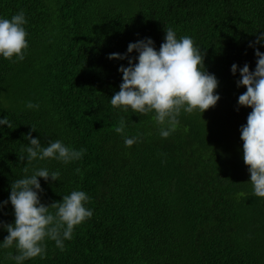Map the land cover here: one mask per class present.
Instances as JSON below:
<instances>
[{
	"label": "trees",
	"instance_id": "trees-1",
	"mask_svg": "<svg viewBox=\"0 0 264 264\" xmlns=\"http://www.w3.org/2000/svg\"><path fill=\"white\" fill-rule=\"evenodd\" d=\"M21 10L25 57L0 56V119L13 125H0V202L15 180L47 168L60 177L38 178L41 203L84 191L93 212L64 251L46 239V257L24 264H264V198L253 194L240 139L251 108L238 105L246 89L237 87L239 70L230 71L255 69L249 43L264 33V0H0V18ZM169 27L205 53L220 99L202 114L181 111L176 130L162 138L154 112L111 105L118 68L128 64L108 56L145 38L158 51ZM255 47L264 53V44ZM121 118L123 134L115 131ZM30 132L42 146L60 140L86 151L68 164L29 163L22 150ZM132 137L137 142L126 147ZM0 221L14 223L10 202ZM7 234L0 226V245ZM9 252L18 254L0 246V264H16Z\"/></svg>",
	"mask_w": 264,
	"mask_h": 264
},
{
	"label": "clouds",
	"instance_id": "clouds-1",
	"mask_svg": "<svg viewBox=\"0 0 264 264\" xmlns=\"http://www.w3.org/2000/svg\"><path fill=\"white\" fill-rule=\"evenodd\" d=\"M26 23L23 10L10 19L0 18V56L7 60H12L14 56L19 61L24 59L28 48V34L24 28ZM261 44H264V33L249 43L257 58L253 71H250L247 63L239 69L233 64L230 71L235 75L239 70L237 87L246 89L239 95L238 105L251 108L246 124L240 127L243 162L250 173L253 194L264 198V53L255 47ZM133 51L138 53L134 58L129 56ZM108 59H127L128 64L127 67L121 65L118 68L122 73V83L119 91L111 97V105L125 111L130 108L140 115L154 112L156 123L162 126V138L169 137L176 130L181 111L191 114L199 110L202 114L220 99L215 92L218 80L205 69V53L191 37L185 35L177 38L170 27L165 31L164 42L158 51L152 39L145 38L129 43L125 54L112 53ZM26 107L38 109L39 105L28 102ZM0 125H6L9 129L13 127L7 117L0 119ZM165 125L167 127H163ZM124 129V119L121 118L115 131L123 134ZM31 131L35 129L31 127ZM27 138L30 146L22 151H26L29 163L36 159H55L68 164L80 160L86 151L70 148L60 140L42 146L38 138L31 137V132ZM136 142V137L124 140L126 147ZM20 160L24 161V157L21 156ZM80 171L76 169L77 173ZM24 172L27 173L28 169L25 168ZM59 177V171L50 173L47 168L37 169L30 176L11 183L8 201L0 202V208L10 202L14 210V223L4 224L0 221V226L8 233L0 246L5 249L15 247L18 254L9 252L8 257L16 264H24V261L36 257L45 258L46 239L54 241L56 247L64 251V241L73 238L74 228L93 215L85 207L90 198L84 191L74 190L62 196L61 201L48 205L41 203L43 189L38 178L47 182L57 181ZM50 209H55V212Z\"/></svg>",
	"mask_w": 264,
	"mask_h": 264
}]
</instances>
